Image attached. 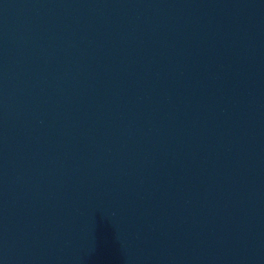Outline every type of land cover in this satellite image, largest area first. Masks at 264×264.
Wrapping results in <instances>:
<instances>
[{"label":"water","instance_id":"water-1","mask_svg":"<svg viewBox=\"0 0 264 264\" xmlns=\"http://www.w3.org/2000/svg\"><path fill=\"white\" fill-rule=\"evenodd\" d=\"M0 264H264V0H0Z\"/></svg>","mask_w":264,"mask_h":264}]
</instances>
